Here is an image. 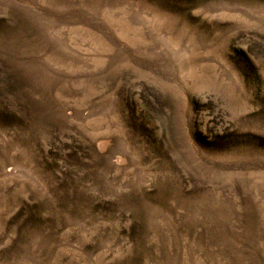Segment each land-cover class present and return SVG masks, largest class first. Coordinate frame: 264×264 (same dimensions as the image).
<instances>
[{
    "label": "rangeland",
    "instance_id": "374dc122",
    "mask_svg": "<svg viewBox=\"0 0 264 264\" xmlns=\"http://www.w3.org/2000/svg\"><path fill=\"white\" fill-rule=\"evenodd\" d=\"M0 264H264V0H0Z\"/></svg>",
    "mask_w": 264,
    "mask_h": 264
}]
</instances>
